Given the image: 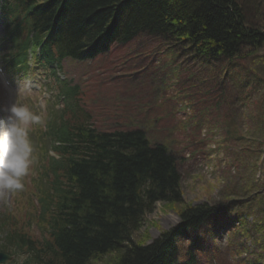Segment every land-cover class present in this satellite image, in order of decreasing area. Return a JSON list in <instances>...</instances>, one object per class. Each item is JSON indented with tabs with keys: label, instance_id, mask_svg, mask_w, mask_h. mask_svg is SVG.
I'll use <instances>...</instances> for the list:
<instances>
[{
	"label": "rangeland",
	"instance_id": "1",
	"mask_svg": "<svg viewBox=\"0 0 264 264\" xmlns=\"http://www.w3.org/2000/svg\"><path fill=\"white\" fill-rule=\"evenodd\" d=\"M239 1L246 4L248 20L264 33V0ZM185 48L142 37L125 47H111L110 60L100 65H70L67 78H73L80 91L95 92L88 102L95 126L141 130L148 141L160 143L178 158L180 200L154 204L133 233L134 244L147 245L172 230L183 208L206 205L216 210L209 215L211 224L223 218L214 233L205 236L216 248V264H264V45L246 47L235 59L219 61ZM149 61L157 62L158 70L134 85L136 97L125 78L137 80L131 71H148ZM150 79L162 82L150 84ZM155 86L159 90L154 95ZM8 94L0 83V108L9 106ZM17 99L27 107L33 104ZM36 135L29 133L33 147ZM37 172L33 176L30 169L25 181L33 184ZM25 190L27 195L35 193L27 182L18 193L4 190L0 204L12 209L18 226H30L38 237L32 218L35 200L32 205L17 200ZM112 258L99 257L89 264H110ZM209 261L205 256L199 264ZM178 263L184 264L181 256Z\"/></svg>",
	"mask_w": 264,
	"mask_h": 264
},
{
	"label": "trees",
	"instance_id": "2",
	"mask_svg": "<svg viewBox=\"0 0 264 264\" xmlns=\"http://www.w3.org/2000/svg\"><path fill=\"white\" fill-rule=\"evenodd\" d=\"M35 1L40 0L27 6ZM54 4L57 12L52 15ZM123 5L129 7L123 42L145 33L188 44L211 60H230L248 46L264 45V33L247 22L246 4L239 0H53L39 10L45 25L52 17L62 18L68 6L74 11L68 23L71 54L96 39L107 40L116 24L104 28L105 17ZM69 109L70 119L59 114L47 125L48 135L70 145L57 165L63 179L51 171L55 180L48 197L54 200V212L48 229L55 239L41 247L37 264H89L109 255L110 264H174L176 238L197 230L215 210L206 205L183 208L177 228L150 244H134L133 233L155 203L180 200L176 159L141 130L101 133L88 126L75 105Z\"/></svg>",
	"mask_w": 264,
	"mask_h": 264
},
{
	"label": "clouds",
	"instance_id": "3",
	"mask_svg": "<svg viewBox=\"0 0 264 264\" xmlns=\"http://www.w3.org/2000/svg\"><path fill=\"white\" fill-rule=\"evenodd\" d=\"M0 113H3L0 115V190L21 191L33 163L29 129L45 121L26 105L16 102L0 108Z\"/></svg>",
	"mask_w": 264,
	"mask_h": 264
},
{
	"label": "bare ground",
	"instance_id": "4",
	"mask_svg": "<svg viewBox=\"0 0 264 264\" xmlns=\"http://www.w3.org/2000/svg\"><path fill=\"white\" fill-rule=\"evenodd\" d=\"M126 10H129V7H127L126 8V5H123V6H121V7H119V8H117L116 10H115V14L113 15V16H111V17H109V15H107L106 17H105V21L104 22H106L105 24H104V28H111L112 27V21L114 22V24H116V23H119V21H121L123 18H124V15L126 14ZM57 12V7H56V5L54 4V5H52V7L50 8V13L53 15V14H55ZM64 13V15L66 16V18H68L70 21H72V19L70 18V17H73V14H74V11L71 9V8H69V6L65 9V11L63 12ZM100 16H104L103 14H99ZM249 24H252V25H254V22L253 21H251V20H249V21H247ZM110 33H111V31H109ZM116 32V27L114 26V29L112 30V33L114 34ZM185 47L187 48H185V50H187V51H189V50H195L194 48H192L190 45H188V44H185ZM249 47V46H248ZM197 51V50H196ZM198 52V51H197ZM198 54H200V53H198ZM201 56H203V57H205V58H207V59H209L210 61H212L210 58H208L207 56H205V55H202L201 54Z\"/></svg>",
	"mask_w": 264,
	"mask_h": 264
}]
</instances>
